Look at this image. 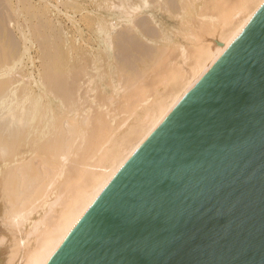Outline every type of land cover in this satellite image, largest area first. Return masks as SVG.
I'll list each match as a JSON object with an SVG mask.
<instances>
[{
	"label": "bare ground",
	"instance_id": "1",
	"mask_svg": "<svg viewBox=\"0 0 264 264\" xmlns=\"http://www.w3.org/2000/svg\"><path fill=\"white\" fill-rule=\"evenodd\" d=\"M42 1L54 15L68 4ZM101 3L86 9L93 16L89 40L75 24L78 66L67 56L59 67L44 63L43 72L37 70L34 76V71L24 72L22 56L17 68L5 71L0 47V264H49L126 162L264 10V0H236L213 32L191 45L187 55L148 86H137L136 102L121 96L120 101L132 108L117 121L119 114L110 110L113 103L88 102L100 90L104 94L123 90L128 75L113 79L122 71L121 63L127 65L126 71L137 68V61L144 58H136L133 50L156 34V24L165 19L160 13L170 14L178 0H120L119 7ZM122 10L132 12L127 22L119 18ZM0 14V22H5ZM8 22L0 28L1 35ZM116 48L120 65L112 60ZM145 51L146 58L154 54ZM108 94L109 101L113 95ZM92 120L104 122L105 128H90ZM46 144L50 158L37 151Z\"/></svg>",
	"mask_w": 264,
	"mask_h": 264
},
{
	"label": "water",
	"instance_id": "2",
	"mask_svg": "<svg viewBox=\"0 0 264 264\" xmlns=\"http://www.w3.org/2000/svg\"><path fill=\"white\" fill-rule=\"evenodd\" d=\"M49 264H264V10Z\"/></svg>",
	"mask_w": 264,
	"mask_h": 264
},
{
	"label": "rangeland",
	"instance_id": "3",
	"mask_svg": "<svg viewBox=\"0 0 264 264\" xmlns=\"http://www.w3.org/2000/svg\"><path fill=\"white\" fill-rule=\"evenodd\" d=\"M6 2L8 5L5 4L4 0H0V4L2 3L4 7L0 13L5 15L7 13V16L4 14L2 16H4L5 19L3 20L6 23L9 21L5 33L2 29V35L0 33V47L7 62L2 69L6 71L9 68L10 70L13 69L14 66L17 68L18 59L24 56L26 57L24 65L27 64L25 70L23 68L24 72L27 71L26 73L29 74V72L32 73L34 71L32 74L35 76L37 70L41 71L43 69L44 63L50 61L53 67H59L64 63L67 56L69 58L73 57L70 59L71 64L78 66L76 61L78 50L74 47V36L77 33L75 24H80L81 28L84 29L82 36L89 40L87 28L93 22V16L86 9L92 8L96 2H102L101 4L104 6L119 7L120 0H68L66 6L62 5V7H59L62 12L58 15L50 12L42 0H6ZM235 2L236 0H178V6L175 9L173 8L170 14L165 11L160 13L165 19L156 24L158 26L156 34L154 33V36L149 39H144L145 43L138 49L136 48L137 50H133V55L136 58H144L137 61L138 63L136 62V69L126 71L128 70L127 65L118 64L119 48L112 52L113 62L120 65V70L122 69L121 72L114 75L113 79L120 80L119 76L124 77L125 75L130 78L123 84V90L116 88L109 94H104L100 90L96 93L97 98L88 103L97 106L106 102L109 105V102H111L114 108L110 104V110L119 114L117 121L124 119L127 116V110H131L132 107H128V104L125 105L124 100L120 101V99L124 97L128 102H136V94L137 90H139L137 86H148V82L152 83L169 67L173 66L179 58L187 55V49H190L191 45L197 40L200 41L210 35L214 27L221 21L222 16L230 10ZM3 9L6 12H3L5 11ZM132 11L134 10L132 9ZM131 14V10H122L119 18L123 22H127ZM5 22H0V28ZM48 44L51 46L49 47ZM147 49L151 50L150 52L154 51V54L148 58L145 55L148 53L145 51ZM141 52H145L144 56ZM97 53L99 56H107L110 52ZM81 54L83 61H88L87 58L89 57L83 52ZM29 55L31 59L27 58V56L30 57ZM7 59L10 60L8 61ZM9 63L10 65H8ZM80 65L84 64L81 63ZM62 68L64 70V67ZM136 77H138L137 82H135ZM106 94L113 95L109 101L105 99ZM120 114L122 115L120 116ZM92 123L90 128L95 126L100 129L105 128L104 122L94 123L92 120ZM0 149L2 152V147ZM37 151L39 155L50 158L51 148L49 144L40 146ZM29 211L28 213H30ZM31 211L33 212V210ZM28 213L26 214L28 215ZM26 214V218L30 216Z\"/></svg>",
	"mask_w": 264,
	"mask_h": 264
}]
</instances>
